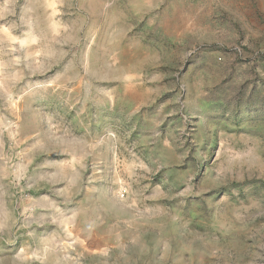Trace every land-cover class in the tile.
<instances>
[{"label": "rangeland", "instance_id": "374dc122", "mask_svg": "<svg viewBox=\"0 0 264 264\" xmlns=\"http://www.w3.org/2000/svg\"><path fill=\"white\" fill-rule=\"evenodd\" d=\"M0 264H264V0H0Z\"/></svg>", "mask_w": 264, "mask_h": 264}]
</instances>
